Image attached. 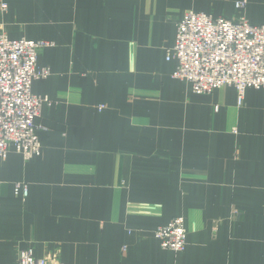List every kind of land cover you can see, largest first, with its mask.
<instances>
[{"label": "crops", "instance_id": "0c3cea01", "mask_svg": "<svg viewBox=\"0 0 264 264\" xmlns=\"http://www.w3.org/2000/svg\"><path fill=\"white\" fill-rule=\"evenodd\" d=\"M4 1L0 35L54 45L42 153L0 160V264H264V88L197 94L167 59L187 11L262 24L264 0ZM177 216L178 252L155 236Z\"/></svg>", "mask_w": 264, "mask_h": 264}, {"label": "built area", "instance_id": "2783aa9c", "mask_svg": "<svg viewBox=\"0 0 264 264\" xmlns=\"http://www.w3.org/2000/svg\"><path fill=\"white\" fill-rule=\"evenodd\" d=\"M247 3L237 1V10L246 8ZM7 8L0 0V9ZM52 45L47 40L0 35V160L12 151L26 160L42 153L36 121L50 98L36 94L33 83L51 74L50 67L38 64V56ZM173 58L178 62L173 76L189 82L193 92L208 94L233 86L241 105L249 88H264V23L253 24L243 15L214 17L189 10L178 22L175 44L167 50V59ZM15 190L28 196L26 184L18 183ZM187 235L182 216L155 230L161 246L177 252L185 248ZM17 264L63 263L56 254L38 257L28 248L19 251Z\"/></svg>", "mask_w": 264, "mask_h": 264}, {"label": "rangeland", "instance_id": "374dc122", "mask_svg": "<svg viewBox=\"0 0 264 264\" xmlns=\"http://www.w3.org/2000/svg\"><path fill=\"white\" fill-rule=\"evenodd\" d=\"M238 1H241V0H238ZM237 2V1H236ZM236 2H235V6H236ZM248 2V1H247ZM237 9V8H236ZM227 17V16H226ZM230 18H232V17H230Z\"/></svg>", "mask_w": 264, "mask_h": 264}]
</instances>
